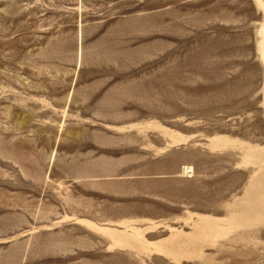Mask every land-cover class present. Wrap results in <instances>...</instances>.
Listing matches in <instances>:
<instances>
[{"label": "rangeland", "instance_id": "1", "mask_svg": "<svg viewBox=\"0 0 264 264\" xmlns=\"http://www.w3.org/2000/svg\"><path fill=\"white\" fill-rule=\"evenodd\" d=\"M263 7L0 0V264H264Z\"/></svg>", "mask_w": 264, "mask_h": 264}, {"label": "bare ground", "instance_id": "2", "mask_svg": "<svg viewBox=\"0 0 264 264\" xmlns=\"http://www.w3.org/2000/svg\"><path fill=\"white\" fill-rule=\"evenodd\" d=\"M258 4L261 6V7H263V5H262V3L258 0ZM264 8V7H263ZM264 35V34H263ZM261 37H262V35H261ZM262 40V39H261ZM263 46V51H262V60L264 61V41H263V44H262ZM261 47V48H262Z\"/></svg>", "mask_w": 264, "mask_h": 264}]
</instances>
